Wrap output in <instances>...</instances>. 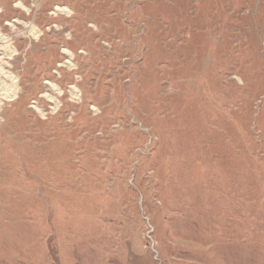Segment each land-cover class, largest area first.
<instances>
[{
	"label": "rangeland",
	"instance_id": "obj_1",
	"mask_svg": "<svg viewBox=\"0 0 264 264\" xmlns=\"http://www.w3.org/2000/svg\"><path fill=\"white\" fill-rule=\"evenodd\" d=\"M0 67V264H264V0H0Z\"/></svg>",
	"mask_w": 264,
	"mask_h": 264
},
{
	"label": "bare ground",
	"instance_id": "obj_2",
	"mask_svg": "<svg viewBox=\"0 0 264 264\" xmlns=\"http://www.w3.org/2000/svg\"><path fill=\"white\" fill-rule=\"evenodd\" d=\"M3 2V1H2ZM11 4H12V2H11ZM2 40V43H7L8 42V44H9V42L10 41H8V38H3V39H1ZM10 45V44H9ZM2 75H5V71L0 67V77L2 76ZM14 82V81H13ZM14 84V83H13ZM13 90H15L12 94H10V93H6V92H8L7 90H6V92H4L3 94H2V96H4L5 98H11V95H14L15 94V92H16V88H14ZM77 93V92H76ZM15 97V96H14Z\"/></svg>",
	"mask_w": 264,
	"mask_h": 264
},
{
	"label": "trees",
	"instance_id": "obj_3",
	"mask_svg": "<svg viewBox=\"0 0 264 264\" xmlns=\"http://www.w3.org/2000/svg\"><path fill=\"white\" fill-rule=\"evenodd\" d=\"M6 104L12 105V102H7Z\"/></svg>",
	"mask_w": 264,
	"mask_h": 264
},
{
	"label": "built area",
	"instance_id": "obj_4",
	"mask_svg": "<svg viewBox=\"0 0 264 264\" xmlns=\"http://www.w3.org/2000/svg\"><path fill=\"white\" fill-rule=\"evenodd\" d=\"M10 39V38H9ZM15 50V49H14Z\"/></svg>",
	"mask_w": 264,
	"mask_h": 264
}]
</instances>
